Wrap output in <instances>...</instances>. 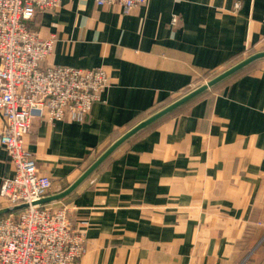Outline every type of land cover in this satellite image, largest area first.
Returning <instances> with one entry per match:
<instances>
[{"label": "crops", "instance_id": "1", "mask_svg": "<svg viewBox=\"0 0 264 264\" xmlns=\"http://www.w3.org/2000/svg\"><path fill=\"white\" fill-rule=\"evenodd\" d=\"M31 25L56 35L50 64L110 78L85 122L33 119L25 144L51 194L133 125L264 50V0H149L130 14L62 0ZM13 174L0 144V188ZM63 204L86 234L78 264H264V60L126 143Z\"/></svg>", "mask_w": 264, "mask_h": 264}, {"label": "built area", "instance_id": "2", "mask_svg": "<svg viewBox=\"0 0 264 264\" xmlns=\"http://www.w3.org/2000/svg\"><path fill=\"white\" fill-rule=\"evenodd\" d=\"M98 6L118 5L130 14L149 0H94ZM62 0H0V115L4 125L0 144L14 166L3 178L0 203L27 202L26 210L0 217V264H78L86 251V234L63 204L33 206L51 194V178L42 174L26 148L34 118L85 122L109 87L103 69L84 70L49 63L56 35L43 36L32 28L42 11L55 9ZM241 8L236 2L233 10ZM178 17L172 19V26ZM1 207V206H0ZM81 224L88 225V220Z\"/></svg>", "mask_w": 264, "mask_h": 264}, {"label": "water", "instance_id": "3", "mask_svg": "<svg viewBox=\"0 0 264 264\" xmlns=\"http://www.w3.org/2000/svg\"><path fill=\"white\" fill-rule=\"evenodd\" d=\"M264 60V50H258L254 53H251L245 56L239 62L233 64L227 69L221 71L216 74L211 79L205 81L201 85L196 88L190 90L189 92L183 94L178 97L176 100L171 102L170 104L162 107L161 109L153 112L145 119L141 120L139 123L134 125L132 128L124 132L120 137L114 140L68 187L64 190L49 194L47 196L41 197L40 199L32 202L33 206H45L50 204L59 203L72 194H74L88 179L92 177V175L102 166L105 162L113 156L115 152H117L121 147H123L126 143L130 142L133 138L137 137L143 131L148 129L149 127L155 125L161 120L167 118L173 113L177 112L182 107L206 94L210 90L216 88L221 85L228 79L237 75L238 73L248 69L254 64ZM30 204L27 202L2 206L0 207V217L14 214L29 208Z\"/></svg>", "mask_w": 264, "mask_h": 264}, {"label": "trees", "instance_id": "4", "mask_svg": "<svg viewBox=\"0 0 264 264\" xmlns=\"http://www.w3.org/2000/svg\"><path fill=\"white\" fill-rule=\"evenodd\" d=\"M253 53H254V52H253ZM249 68H250V67H249ZM246 70H247V69H246ZM189 91H190V90H188L187 92H189ZM187 92H186V93H187ZM182 108H183V107H182ZM182 108H181V109H182ZM179 110H180V109H179ZM133 126H134V125H133ZM133 126H132V127H133ZM129 129H130V128H129ZM107 147H108V146H107ZM107 147H106V148H107ZM106 148H105V149H106ZM105 149H104V150H105ZM104 150H102L100 153H98V154L96 155V158H97V157H98V156H99ZM3 217H4V216H3Z\"/></svg>", "mask_w": 264, "mask_h": 264}, {"label": "rangeland", "instance_id": "5", "mask_svg": "<svg viewBox=\"0 0 264 264\" xmlns=\"http://www.w3.org/2000/svg\"><path fill=\"white\" fill-rule=\"evenodd\" d=\"M214 77V76H213ZM84 171V170H83ZM3 217V216H2Z\"/></svg>", "mask_w": 264, "mask_h": 264}]
</instances>
